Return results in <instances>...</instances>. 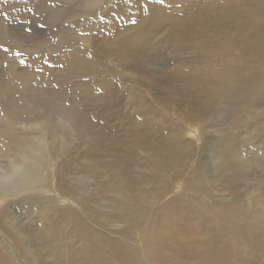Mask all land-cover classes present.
<instances>
[{
  "label": "rangeland",
  "instance_id": "rangeland-1",
  "mask_svg": "<svg viewBox=\"0 0 264 264\" xmlns=\"http://www.w3.org/2000/svg\"><path fill=\"white\" fill-rule=\"evenodd\" d=\"M36 1L0 0V105L40 137L0 136L5 249L151 264L230 232L238 264H264V0ZM18 151L41 155L36 186Z\"/></svg>",
  "mask_w": 264,
  "mask_h": 264
},
{
  "label": "bare ground",
  "instance_id": "bare-ground-1",
  "mask_svg": "<svg viewBox=\"0 0 264 264\" xmlns=\"http://www.w3.org/2000/svg\"><path fill=\"white\" fill-rule=\"evenodd\" d=\"M38 1L39 0H37L36 3H38ZM16 119H17V114L14 109L10 110L9 108H5L0 105V136L4 140H6V141L3 140L2 143H5V145L9 147L10 151H12V149L14 148L11 142L13 143L16 142L15 151H17V150H22L24 145L29 146L33 143H38L37 141L38 139H40L39 136L38 137L34 136L31 140L28 141L31 142L34 140V142L27 144L28 142L25 140V138L22 137L20 134H18L19 132H17ZM0 156L2 157L3 155L0 154ZM14 156L15 155H13V158L8 159V163L10 164V167L12 165L15 167V169L18 170L19 174L14 171L15 172L14 177L20 175L28 185L36 186L40 181V178L37 176V172L39 171L40 162L42 163L41 155L38 154L36 157H32V156L29 157L26 155L23 156L22 152L18 151V154L15 157ZM172 156L173 155H168L165 160L169 161L172 158ZM0 167L1 168L3 167L1 163H0ZM12 175H13V171H12ZM7 176H9L8 173ZM6 178L4 180H7ZM7 195H9V193L7 192L5 193L0 190V228L5 226L4 222L7 221V217H5L1 211V202L5 199ZM125 211L132 212L133 206L130 203H127L125 207ZM239 211L240 210L235 211L234 209H232L229 213L233 216L234 215L236 216V212ZM73 224L78 230L81 229V226L78 222H73ZM3 230H5V227H3ZM260 231L264 232V219L261 222ZM229 235H230L229 237L223 239L222 249H215L213 251H211V249H199L197 251L188 250L187 252L179 254L177 256L176 253L174 254V256L170 255V257L168 256L165 258L154 257L152 259L151 264H238L241 260L234 252L235 242L234 239L232 238L233 233L229 232ZM262 237H263V233H262ZM114 250L117 258L120 260V262H122V264H145L144 262L141 263V261L138 259L139 258L138 256L134 257L133 252L130 253L124 249H114ZM0 264H19L17 262V259L14 258V256L11 254V252L8 249H5V247L1 244V242H0Z\"/></svg>",
  "mask_w": 264,
  "mask_h": 264
},
{
  "label": "snow or ice",
  "instance_id": "snow-or-ice-1",
  "mask_svg": "<svg viewBox=\"0 0 264 264\" xmlns=\"http://www.w3.org/2000/svg\"><path fill=\"white\" fill-rule=\"evenodd\" d=\"M129 3H134V0H129ZM161 3H163V0H161ZM3 15H5V17H6V13H4ZM0 47H2V46H0ZM9 50L7 49V48H3V52L4 53H7ZM16 55H20V53H16Z\"/></svg>",
  "mask_w": 264,
  "mask_h": 264
}]
</instances>
